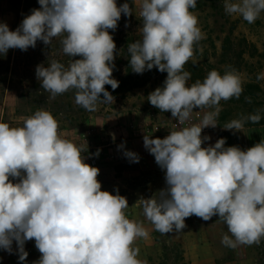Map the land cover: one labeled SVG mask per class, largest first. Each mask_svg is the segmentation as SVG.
<instances>
[{"label":"clouds","instance_id":"9594fccd","mask_svg":"<svg viewBox=\"0 0 264 264\" xmlns=\"http://www.w3.org/2000/svg\"><path fill=\"white\" fill-rule=\"evenodd\" d=\"M38 3L40 8L15 31L0 23V54L35 48L38 40L51 45L53 38L62 37L63 53L82 58L71 59L67 67L57 60L36 67L49 98L75 89V103L85 110L95 111L101 94L104 102H112L105 85L115 90L119 82L112 78L116 44L108 30H115L121 14L130 16L133 9L127 2L118 7L116 0ZM138 3L141 38L128 45L130 67L137 74L154 67L167 72L163 87L147 99L178 121L163 139L143 138L144 147L165 170L167 185L142 199L143 214L161 234L180 232L192 215L204 221L218 215L231 234L222 237L226 247L259 245L264 239V139L247 150L225 147L224 138L202 147L210 140L201 137L202 130L217 126L221 100L240 98L242 78L234 69L223 75L211 70L203 82L186 86L190 73L184 66L194 55V45L204 38L190 11L197 0ZM224 10L251 24L264 12V0H224ZM197 107L213 110L193 124L191 114ZM260 120L258 111L223 127L241 131L246 121ZM86 148L63 138L58 121L47 110L23 118L18 127L0 122V248L11 252L15 241L22 262L28 256L25 242L34 239L41 253L35 264H147L133 247L147 231L141 222L126 217L124 196L101 190L99 168L85 163L82 155ZM125 155L139 162L136 153Z\"/></svg>","mask_w":264,"mask_h":264},{"label":"rangeland","instance_id":"374dc122","mask_svg":"<svg viewBox=\"0 0 264 264\" xmlns=\"http://www.w3.org/2000/svg\"><path fill=\"white\" fill-rule=\"evenodd\" d=\"M126 2L133 9L132 14L125 16L122 13L117 28L108 30L116 44L112 78L120 85L112 102H104L101 94L95 111L85 110L75 103V89L50 99L49 93L43 90L36 77V67L41 64L47 67L51 60H57L67 67L71 59L82 57L65 55L60 44L62 37L53 38L51 45H45L43 41L38 40L35 48L30 47L26 51H13L9 54L7 52L3 67L5 71L1 76L3 81H0V122L18 127L22 125L23 118L32 116L37 110H47L58 121V132L77 146L92 139L95 143L96 138L103 134L109 139V133L117 125L122 127L117 139L126 146L132 143L144 144L143 138L147 134L140 133V130L145 126H162L160 132L148 135L153 139H162L170 134L174 125H178V121L172 117L170 111L161 112L147 99L156 88L163 87L164 72L154 67L137 74L130 67L128 45L141 38L139 29L142 27V20L139 16L138 0H116L118 7ZM38 8L39 3L33 0H0V23L7 24L9 29L14 31L18 19ZM190 11L197 17V26L204 38L194 45V55L184 66V71L190 73L186 86L190 87L197 80L203 82L211 70H217L221 75L225 70H236L243 81V92L239 99L233 97L227 101L221 100L216 127L224 129L223 126L230 121L256 114L258 111L261 120L258 123L246 121L243 128L256 130L264 127V79H257L258 76L264 75V12L254 23L249 24L239 14H227L224 10V0H197L196 7ZM212 110L194 108L191 115L196 118L192 122L191 119L190 123L196 121L198 124L204 114ZM134 139L142 140L131 141ZM90 146L92 145H87L86 150H89ZM83 156H86L85 162L91 157L97 158L99 163L102 161L100 153L98 157L93 153ZM116 159L118 158L115 157L110 163L105 162L109 164L106 167L108 171L102 174H113L120 180L124 177L127 181L128 174L133 172L136 165H132L126 155L125 158H119L117 161ZM151 166L154 167L152 172H155V164L152 163ZM141 167L144 168L143 165ZM10 180L19 182L18 178L10 177ZM111 181V177H105L101 190L111 193L119 189L120 195L128 201V207L124 210L126 217L141 222L148 233L146 237L137 238L133 244L134 248L139 249L137 258L147 264H264V239L259 245L226 247L221 242L222 237L231 234L227 226L218 221V215L208 221L201 220L198 225L197 222H192L195 225L184 232L173 230L161 234L155 229L150 230L144 225L148 221L141 206V200L144 198L142 187L134 192L120 181L117 187L111 190ZM160 190L162 189H152L156 194ZM24 250L28 256L25 261H20L21 264H35L39 260L41 253L35 247L34 239L25 242Z\"/></svg>","mask_w":264,"mask_h":264},{"label":"crops","instance_id":"0c3cea01","mask_svg":"<svg viewBox=\"0 0 264 264\" xmlns=\"http://www.w3.org/2000/svg\"><path fill=\"white\" fill-rule=\"evenodd\" d=\"M191 122L196 118V116L191 115ZM193 124H196V121L193 122ZM187 126V123L184 125ZM122 130V127L120 125H117V127H114L112 131L109 133L110 138H107L106 134H103L101 137L96 138V142H92V140L86 142L83 145H92L89 148V150H86L85 152L82 153V155H86L88 153H95L97 150H100V154H109L112 153L116 158H125V153L127 151H131L133 153H136L139 157V162H133L132 159V165H136L135 168H133V172H130L128 174V179L127 181L122 178H118L117 176L110 174L105 176L102 173H107L106 167L109 166L108 163H105L104 161H100L98 164V167L100 172L97 178L100 181V183H103L105 180V177H111L112 181L111 183V190L112 188L117 187V184L122 181L123 184H126L132 191H138L141 187V193L144 196L143 199H149L152 198L154 195H156L155 191H152V189H165L167 187L166 185V180H165V170H162L160 166L156 163L155 158L150 152L144 147L143 143H132V144H127L124 145L121 143L120 139H117V136L120 134ZM169 135V134H168ZM166 135V136H168ZM165 136V137H166ZM210 137V140H205L202 143V147H208V146H214L216 141L220 138H224L226 140L225 147H230V146H237L241 150H247L248 148L253 147L255 144L259 143L262 139H264V127L258 128L256 130H251L247 128H242L241 131L237 130H226L223 128H212V127H206L202 130L201 137ZM165 137H162L165 138ZM140 139H134L131 141H136ZM142 140V139H141ZM140 140V141H141ZM123 145V147H120ZM96 156V155H95ZM84 160L86 156H83ZM98 157V156H97ZM116 159V161L118 160ZM86 163V162H85ZM155 164V172H152V169H154L151 164ZM150 164V165H148ZM143 165L144 168L141 167ZM145 165V166H144ZM147 165V166H146ZM113 173V170L111 171ZM116 174V173H114ZM151 174V175H150ZM155 175H157V179H155ZM124 180V181H123ZM118 194L120 195V190L117 189L115 192H111L113 195ZM141 206L142 205V200H141ZM190 218V219H189ZM202 218H199L195 215H192L191 217L185 218V227L181 230L182 232L187 231L191 229L192 225H195L192 222H197L198 224H201ZM148 221V220H146ZM144 225L150 228V230L154 229V226L151 224L150 221L145 222ZM12 251L8 252L4 250L3 248H0V264H21L19 257H18V247L15 241L12 243ZM32 257V261H33Z\"/></svg>","mask_w":264,"mask_h":264},{"label":"built area","instance_id":"2783aa9c","mask_svg":"<svg viewBox=\"0 0 264 264\" xmlns=\"http://www.w3.org/2000/svg\"><path fill=\"white\" fill-rule=\"evenodd\" d=\"M162 130V126L160 125H150V126H145L143 129L140 130V133L142 134H147V135H152L154 133H158ZM115 156L112 153L109 154H102V157H100V160L104 161V162H113L114 161ZM87 164L93 166V167H97L99 164V160H97V158H89L86 161Z\"/></svg>","mask_w":264,"mask_h":264},{"label":"trees","instance_id":"16d2710c","mask_svg":"<svg viewBox=\"0 0 264 264\" xmlns=\"http://www.w3.org/2000/svg\"><path fill=\"white\" fill-rule=\"evenodd\" d=\"M34 2H38V0H33ZM24 9H26V8H24ZM23 9V10H24ZM25 11H27V10H25ZM31 13H29L28 15H30ZM28 15H23V17H21L20 19H18V22H17V25H16V28H15V30L20 26V24H21V22H22V20L26 17V16H28ZM14 30V31H15ZM42 42V41H41ZM30 48V47H29ZM13 51H21L20 49H9L7 52H8V54L9 53H12ZM7 58V53L6 54H0V81H3V77H1V76H3V72L5 71V70H3V67H4V62H5V59ZM164 74H165V79H166V77H167V72H164ZM120 86V85H119ZM119 86H118V88H119ZM105 89H107V91L109 92V93H111V95L112 96H114L115 94H116V89L115 90H113L112 88H111V86L110 85H107V87H105Z\"/></svg>","mask_w":264,"mask_h":264}]
</instances>
